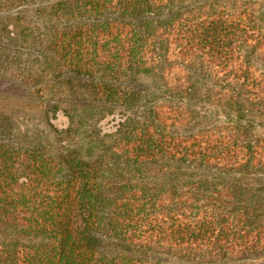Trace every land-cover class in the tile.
<instances>
[{
	"label": "trees",
	"instance_id": "trees-1",
	"mask_svg": "<svg viewBox=\"0 0 264 264\" xmlns=\"http://www.w3.org/2000/svg\"><path fill=\"white\" fill-rule=\"evenodd\" d=\"M0 66V264H264V0H0Z\"/></svg>",
	"mask_w": 264,
	"mask_h": 264
},
{
	"label": "rangeland",
	"instance_id": "rangeland-1",
	"mask_svg": "<svg viewBox=\"0 0 264 264\" xmlns=\"http://www.w3.org/2000/svg\"><path fill=\"white\" fill-rule=\"evenodd\" d=\"M1 70L2 69H0V71ZM14 72L15 71L12 69H9V71H7L5 74L10 76L17 73ZM180 75L181 74L174 71L173 75H171V78H179L181 77ZM255 75L257 76L258 73H255ZM0 109L6 110L7 114L13 117L12 129L14 132L8 136L15 142L24 144L29 143L30 141H41L45 143L47 138H50V128L47 125V120L37 101L26 103V101L18 102L10 100L9 102H1ZM52 123L56 127L61 128L64 121L59 115L55 121H52ZM258 133L264 138V130L259 129Z\"/></svg>",
	"mask_w": 264,
	"mask_h": 264
}]
</instances>
